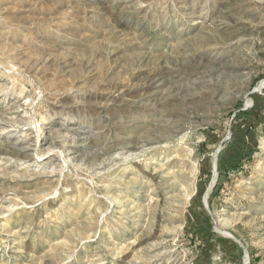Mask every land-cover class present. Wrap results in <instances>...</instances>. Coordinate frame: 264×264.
<instances>
[{"label":"rangeland","instance_id":"1","mask_svg":"<svg viewBox=\"0 0 264 264\" xmlns=\"http://www.w3.org/2000/svg\"><path fill=\"white\" fill-rule=\"evenodd\" d=\"M263 81L264 0H0V264H264Z\"/></svg>","mask_w":264,"mask_h":264},{"label":"bare ground","instance_id":"2","mask_svg":"<svg viewBox=\"0 0 264 264\" xmlns=\"http://www.w3.org/2000/svg\"><path fill=\"white\" fill-rule=\"evenodd\" d=\"M264 88V81L260 84V86H259V89H263ZM251 103V102H250ZM217 161V153L216 154H214V158H213V164H214V168H215V166H216V162ZM215 180H216V172H215V177H214V179H213V184H214V182H215ZM212 184V185H213ZM209 194V193H208ZM209 196V195H208Z\"/></svg>","mask_w":264,"mask_h":264},{"label":"water","instance_id":"3","mask_svg":"<svg viewBox=\"0 0 264 264\" xmlns=\"http://www.w3.org/2000/svg\"><path fill=\"white\" fill-rule=\"evenodd\" d=\"M217 154H218V151H217ZM217 157H218V155H217ZM215 172H216V178H217V177H218V174H217V163H216V166H215ZM216 181H217V179L215 180V182H214L212 188L215 186ZM212 188H211V189H212ZM207 198H208V197L205 198V204H206V206H207Z\"/></svg>","mask_w":264,"mask_h":264}]
</instances>
